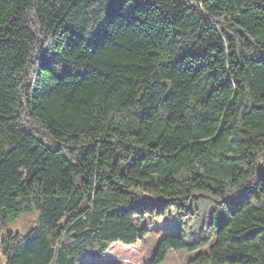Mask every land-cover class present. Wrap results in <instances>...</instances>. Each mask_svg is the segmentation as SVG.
Instances as JSON below:
<instances>
[{
    "label": "trees",
    "instance_id": "1",
    "mask_svg": "<svg viewBox=\"0 0 264 264\" xmlns=\"http://www.w3.org/2000/svg\"><path fill=\"white\" fill-rule=\"evenodd\" d=\"M150 232L149 264H264V0H0L1 264Z\"/></svg>",
    "mask_w": 264,
    "mask_h": 264
},
{
    "label": "rangeland",
    "instance_id": "2",
    "mask_svg": "<svg viewBox=\"0 0 264 264\" xmlns=\"http://www.w3.org/2000/svg\"><path fill=\"white\" fill-rule=\"evenodd\" d=\"M38 213L22 215L20 219L11 222L7 229L16 232L25 233L26 230L37 221ZM3 233L0 235L2 237ZM159 235L155 232H150L145 237V245L143 247H135L127 249L122 246H117L112 250V255L121 261H126V264H149L155 252ZM195 256V253L187 251L171 250L168 253L165 261L162 264H188V261ZM4 256L0 253V264L3 263Z\"/></svg>",
    "mask_w": 264,
    "mask_h": 264
}]
</instances>
